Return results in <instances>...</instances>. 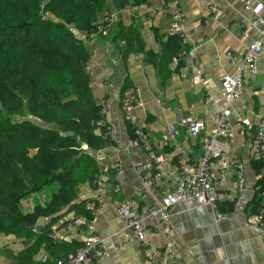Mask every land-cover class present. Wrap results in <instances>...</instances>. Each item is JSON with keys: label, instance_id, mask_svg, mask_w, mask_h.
<instances>
[{"label": "crops", "instance_id": "0c3cea01", "mask_svg": "<svg viewBox=\"0 0 264 264\" xmlns=\"http://www.w3.org/2000/svg\"><path fill=\"white\" fill-rule=\"evenodd\" d=\"M250 0H149L142 6L127 5L113 9L115 22L107 37L82 34L91 52L89 69L92 91L98 105L103 102L107 119L115 136L114 146L96 153L101 167L100 179L104 186L97 191L90 185L80 187L79 201L88 200L89 206L100 196L104 208L94 219V226L104 239L105 255L98 264H152L141 247L116 214L115 200L126 197L133 201L137 212L144 219L148 239L157 247L168 249L177 258L178 264H264V229L248 223L249 216L259 209L264 200L259 182L264 176L260 169L248 162L250 142L255 129L246 134H237L233 140L238 154L245 162L244 188H240V173L232 172L224 179L217 174L214 182L217 202L211 206L198 205L193 199L178 202L172 210V218L178 224L177 233L166 237L155 220L147 218V209L161 203L162 186L156 184L145 190L135 173V166L145 162L146 153L130 145L133 134L130 125L143 126L155 150L164 157L165 168L175 167L179 155L187 154L193 161L202 156L201 140L215 124V117L223 106L222 81L236 70L227 53L242 56L254 42L261 41V26L256 25L257 15L245 10ZM179 3L186 16L185 43L191 48L199 46L194 60L186 62L184 77L173 73L163 80L153 59V52L161 58L164 43L170 35L167 29L171 20V8ZM263 4L264 0H251V6ZM221 9L219 16L212 8ZM126 30H136L144 43V51L124 56L118 36ZM258 73L245 78L244 95L231 105V123L244 118L253 122L264 119V55L257 61ZM202 71L207 83L195 82L197 71ZM130 85L139 94L143 107L132 111L133 121L126 119L119 99L125 85ZM202 119L206 126L200 137H192L181 122L186 117ZM177 126L174 141L167 139V128ZM118 163L120 170L114 169ZM120 187L114 193L115 186ZM48 189L30 195L22 201L21 209L32 213L37 205L48 200ZM219 214L222 217L219 218ZM67 214L52 224V218L40 219L35 226L37 234L51 226L54 229ZM50 230V231H51ZM83 235L71 232L60 233L61 241L83 243ZM32 243V242H31ZM25 238L0 234V264H16V256L29 247ZM123 244V245H121ZM47 252L42 249L36 260L43 262Z\"/></svg>", "mask_w": 264, "mask_h": 264}, {"label": "trees", "instance_id": "16d2710c", "mask_svg": "<svg viewBox=\"0 0 264 264\" xmlns=\"http://www.w3.org/2000/svg\"><path fill=\"white\" fill-rule=\"evenodd\" d=\"M148 1L0 0V234L32 242L16 264H58L83 247L78 241H54L51 226L40 234L33 230L43 218H52V224L71 213L94 219L96 203L79 201L80 187L96 189L101 175L96 153L115 145L98 125L101 106L87 69L91 52L81 35L99 36L96 22L106 10ZM118 41L124 42V56L144 51L136 30L124 31ZM189 49L179 35L170 34L161 58L150 52L149 60L167 80L176 73L171 64ZM130 131L134 136L136 127L130 125ZM52 185L57 188L49 202L32 213L22 211L23 200ZM259 186L263 192L264 177ZM42 249L45 262L36 260Z\"/></svg>", "mask_w": 264, "mask_h": 264}, {"label": "built area", "instance_id": "2783aa9c", "mask_svg": "<svg viewBox=\"0 0 264 264\" xmlns=\"http://www.w3.org/2000/svg\"><path fill=\"white\" fill-rule=\"evenodd\" d=\"M244 8L245 10L252 9L257 15L255 24L261 26L262 40L252 43L240 57L231 52L227 53L228 59L236 64V70L223 78V106L215 117V124L211 131L201 140V158L198 161H193L187 154H182L177 157L175 167L166 169L164 157L155 150L143 126L136 127L135 134L130 142L132 147L141 148L146 153L145 162L135 166V173L143 188L149 190L156 184L162 186V201L159 205L147 209V218L157 221L161 232L166 237L177 233L179 230L178 224L172 218V210L178 202L193 199L198 205L204 206H211L217 202L214 182L218 178V173H221V179L235 171L240 173L238 184L241 189L244 188L243 172L245 162L239 156V148L233 142L237 134H246L247 131L255 129L250 142L248 162H260L262 164L260 173L264 176V119L253 122L249 118H244L237 121L235 125L231 123V105L243 98L245 78L257 75V61L259 57L264 55L263 4L258 3L252 7L250 0ZM212 12L216 17L221 14V9L214 6ZM114 22L115 14L110 10H106L96 22L97 35L107 37ZM167 32L172 35H179L184 41L189 36L186 33V16L178 2L171 8V20ZM121 43L124 44V42ZM198 48L199 46L195 44L189 51L180 53L179 59L171 64V70L184 77L186 65L180 66L179 64L181 61L194 60ZM87 69L90 73L89 64ZM195 82L203 85L207 83L202 71H197ZM119 101L129 122L133 121L132 111L135 108L143 107V101L132 87L123 91ZM100 106L99 114L102 119L98 122V125L104 128V137L110 136L113 138L115 131L107 119L106 105L103 102ZM180 125L192 137L196 138L200 137L206 126L202 119L190 116L184 118ZM176 132L177 126L170 125L167 128V139L174 141ZM114 169L116 171L120 170L118 163L114 164ZM95 185L97 191L103 190L104 183L101 179ZM113 191L118 193L120 187L115 186ZM115 204L117 216L131 235L127 241H131V238L138 241L142 254L152 264H178L176 256L171 251L157 247L148 239V230L144 225V219L137 212L132 200L122 197L115 200ZM103 208L102 199L98 196L93 210L94 219L101 214ZM220 217H222L221 214H219ZM94 219L87 220L84 217L72 214L70 218L62 220L56 228L50 231L49 237L58 242H61L60 233L75 232L83 235L87 231V234L83 236V247L76 254L68 256L58 264H98V261L105 255V248L104 239L94 226ZM248 223L264 229V200L261 201L259 209L249 216ZM47 258V256H44L43 262Z\"/></svg>", "mask_w": 264, "mask_h": 264}, {"label": "rangeland", "instance_id": "374dc122", "mask_svg": "<svg viewBox=\"0 0 264 264\" xmlns=\"http://www.w3.org/2000/svg\"><path fill=\"white\" fill-rule=\"evenodd\" d=\"M18 119H19V118H18ZM32 121H33L34 124L39 125V126L44 127V128H52V127H53V125L46 124V123H44V122H40V121L35 120V119H33ZM56 188H57L56 185H52L51 187H49V189L47 190V192H48V196H49V197H48V198H49L48 200L51 199V197H52V193L56 190Z\"/></svg>", "mask_w": 264, "mask_h": 264}, {"label": "water", "instance_id": "95a60500", "mask_svg": "<svg viewBox=\"0 0 264 264\" xmlns=\"http://www.w3.org/2000/svg\"><path fill=\"white\" fill-rule=\"evenodd\" d=\"M33 230L35 231V228Z\"/></svg>", "mask_w": 264, "mask_h": 264}]
</instances>
